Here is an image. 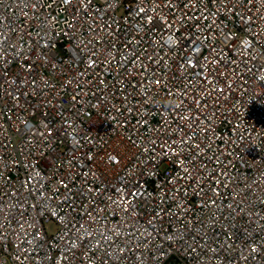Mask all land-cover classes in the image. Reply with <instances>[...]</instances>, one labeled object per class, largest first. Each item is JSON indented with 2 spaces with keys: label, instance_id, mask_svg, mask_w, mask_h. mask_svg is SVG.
Here are the masks:
<instances>
[{
  "label": "built area",
  "instance_id": "built-area-1",
  "mask_svg": "<svg viewBox=\"0 0 264 264\" xmlns=\"http://www.w3.org/2000/svg\"><path fill=\"white\" fill-rule=\"evenodd\" d=\"M0 264H264V0H0Z\"/></svg>",
  "mask_w": 264,
  "mask_h": 264
}]
</instances>
